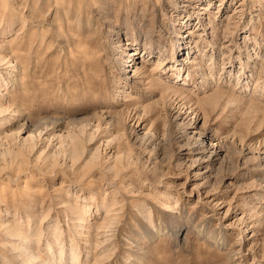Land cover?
I'll return each mask as SVG.
<instances>
[{"label": "rangeland", "instance_id": "obj_1", "mask_svg": "<svg viewBox=\"0 0 264 264\" xmlns=\"http://www.w3.org/2000/svg\"><path fill=\"white\" fill-rule=\"evenodd\" d=\"M72 252L264 264V0H0V264Z\"/></svg>", "mask_w": 264, "mask_h": 264}, {"label": "bare ground", "instance_id": "obj_2", "mask_svg": "<svg viewBox=\"0 0 264 264\" xmlns=\"http://www.w3.org/2000/svg\"><path fill=\"white\" fill-rule=\"evenodd\" d=\"M111 16V15H110ZM146 49V48H145ZM139 55L140 56H144V54H141L140 52H138V51H133L131 54H130V57L132 58L131 60H129V62L130 61H132L133 59H135V58H138L139 57ZM158 63V62H157ZM134 68H135V66H134ZM137 67H136V69H135V71H137ZM106 211H108V210H106ZM84 218V217H83ZM63 249L61 250V252H60V256H61V258H62V256H63ZM71 259L73 260V262H72V264H77L78 262H79V260H78V254H75L74 252H72L71 253Z\"/></svg>", "mask_w": 264, "mask_h": 264}]
</instances>
